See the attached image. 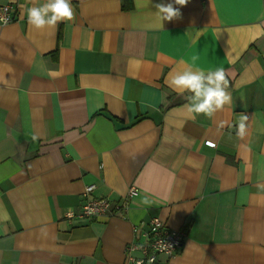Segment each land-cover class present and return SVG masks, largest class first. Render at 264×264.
I'll use <instances>...</instances> for the list:
<instances>
[{"label": "crops", "instance_id": "obj_1", "mask_svg": "<svg viewBox=\"0 0 264 264\" xmlns=\"http://www.w3.org/2000/svg\"><path fill=\"white\" fill-rule=\"evenodd\" d=\"M45 2L0 0L16 6L0 24V264H122L153 216L185 231L167 264H264V0H188L163 28L154 5L174 0H71L73 20L37 30L27 9ZM186 66L225 70L231 103L211 119L166 83ZM90 184L138 191L122 215L68 221Z\"/></svg>", "mask_w": 264, "mask_h": 264}, {"label": "clouds", "instance_id": "obj_2", "mask_svg": "<svg viewBox=\"0 0 264 264\" xmlns=\"http://www.w3.org/2000/svg\"><path fill=\"white\" fill-rule=\"evenodd\" d=\"M150 2L151 0H149ZM187 3L188 0H174V3L155 4L154 7L157 9L155 15L160 21V27L163 28L164 21L180 18L181 12L179 8L174 7V4L184 6ZM74 17L71 0H46L41 6H32L27 9V21L37 30L55 29L58 24L71 21ZM192 59L195 61L197 57L194 56ZM166 83L178 94H189L186 109L193 119L201 114L211 119L225 105L231 103V94L227 90L228 81L223 68L205 72L199 68L194 69L192 66H186L183 70L170 74ZM247 120V116H241L238 124V136L243 137L246 134ZM143 203L150 204L151 200L146 196Z\"/></svg>", "mask_w": 264, "mask_h": 264}, {"label": "built area", "instance_id": "obj_3", "mask_svg": "<svg viewBox=\"0 0 264 264\" xmlns=\"http://www.w3.org/2000/svg\"><path fill=\"white\" fill-rule=\"evenodd\" d=\"M16 6L11 3L0 4V24L13 21ZM94 185L85 186L83 191L84 202L77 212L67 210L64 214L68 221H89L101 216L122 215L129 207L130 200L137 194V187L131 185L118 199L107 196H94ZM133 231L141 240L130 242L125 248L122 264H167L160 259L171 257L183 244L185 231L174 229L157 216L149 218L134 226ZM137 252L138 255H135Z\"/></svg>", "mask_w": 264, "mask_h": 264}, {"label": "trees", "instance_id": "obj_4", "mask_svg": "<svg viewBox=\"0 0 264 264\" xmlns=\"http://www.w3.org/2000/svg\"><path fill=\"white\" fill-rule=\"evenodd\" d=\"M132 6L131 0H121V8L123 10H129Z\"/></svg>", "mask_w": 264, "mask_h": 264}]
</instances>
